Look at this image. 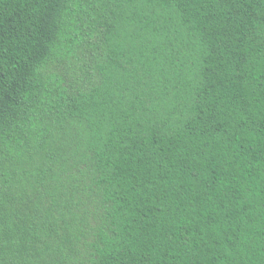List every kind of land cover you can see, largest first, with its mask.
I'll return each instance as SVG.
<instances>
[{
    "label": "trees",
    "instance_id": "trees-1",
    "mask_svg": "<svg viewBox=\"0 0 264 264\" xmlns=\"http://www.w3.org/2000/svg\"><path fill=\"white\" fill-rule=\"evenodd\" d=\"M0 264H264V0H0Z\"/></svg>",
    "mask_w": 264,
    "mask_h": 264
}]
</instances>
